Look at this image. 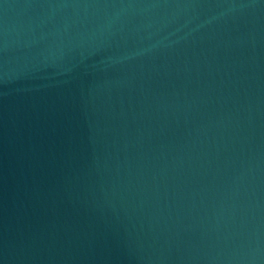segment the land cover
Returning <instances> with one entry per match:
<instances>
[{
  "label": "water",
  "instance_id": "95a60500",
  "mask_svg": "<svg viewBox=\"0 0 264 264\" xmlns=\"http://www.w3.org/2000/svg\"><path fill=\"white\" fill-rule=\"evenodd\" d=\"M0 264H264V0H0Z\"/></svg>",
  "mask_w": 264,
  "mask_h": 264
}]
</instances>
